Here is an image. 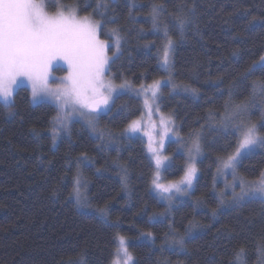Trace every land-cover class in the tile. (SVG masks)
<instances>
[{
    "label": "trees",
    "instance_id": "trees-1",
    "mask_svg": "<svg viewBox=\"0 0 264 264\" xmlns=\"http://www.w3.org/2000/svg\"><path fill=\"white\" fill-rule=\"evenodd\" d=\"M45 2L50 12L75 4L80 14L101 19L93 13L96 0ZM107 3L105 17L114 22L105 24L101 37L111 41L112 28L123 37L109 66L116 81L142 87L164 79L161 55L172 39L173 80L191 89L166 84L159 103L184 134L201 130L199 174L188 197L166 212L167 204L152 188L154 165L145 141L118 136L144 113L140 97L117 95L99 116L95 133L76 120L55 143L57 108L33 103L29 89L20 87L10 111L0 100V264H113L120 236L132 264H237L241 249L244 264H258L264 202L226 204L217 169L220 158L236 148L234 124L243 116L236 106L255 109L253 120L264 121V94L257 88L253 95L252 87L264 81V68L248 74L264 54V0ZM154 5H162L155 27ZM230 111L237 117L232 123L225 121ZM186 164L187 155L176 153L165 177L180 179ZM263 171L264 149L249 153L238 166L247 180ZM77 177L86 197L80 203L73 194ZM174 238H182L183 247Z\"/></svg>",
    "mask_w": 264,
    "mask_h": 264
},
{
    "label": "snow or ice",
    "instance_id": "snow-or-ice-1",
    "mask_svg": "<svg viewBox=\"0 0 264 264\" xmlns=\"http://www.w3.org/2000/svg\"><path fill=\"white\" fill-rule=\"evenodd\" d=\"M107 7V0H96L93 13L101 17L97 20L92 18V14L83 17L72 13L66 15L64 11L50 14L45 10L44 0H0V100L3 106L11 110L15 88L23 85L24 80H27L31 84L33 102L50 98L57 103L59 111L54 119V127L66 128L71 115L82 108L88 109L89 113L107 108L116 87L126 86L125 84L116 86L104 79L110 61L107 51L114 46L118 52L123 39L118 28L109 31L111 45L109 41L100 39L105 24L114 22L113 19L105 17ZM161 9L162 5L152 7L151 17L154 27ZM179 23L183 27L184 21L180 20ZM165 35L167 36V31ZM172 44L173 41L169 37L163 51L165 65L168 64L169 49ZM115 55L116 53H113V56ZM57 60H63L67 64L68 74L57 87L53 88L49 86V74L53 62ZM258 63L264 68V56ZM256 67L257 63H254L248 69V74ZM252 87L253 95L257 88L264 94V81L254 83ZM159 88L160 81H154L147 88L142 87V91H150L155 98ZM145 103L147 104L148 101L146 100ZM236 107L239 113L245 110L247 105ZM80 114L85 115L83 112ZM226 120L231 123L234 118L229 116ZM137 123L132 121L126 131H137ZM228 123H225V128ZM88 124L93 131H97L94 117H88ZM234 127L239 134L236 148L231 154L220 158L221 167L217 171L230 172L233 176L232 184L228 185L232 190L231 203L239 204L257 198L264 202V173L255 180H246L237 175V167L241 160L256 148H264V135L260 134L255 124H244L241 121L234 124ZM261 127H264V124ZM100 134L103 137V131ZM188 151L190 159L193 160L195 155L200 153L199 136L193 140ZM153 152L159 168L162 161L168 158L156 154L154 149ZM196 172L197 169L192 163L189 164L180 181L161 184L158 182L157 173V179L153 180V184L162 193H171L173 189L176 192H183L192 186ZM75 185L73 194L80 203L86 197L81 193L80 189L84 185L79 177L76 178ZM181 185L186 187L182 188ZM237 187L239 191H236ZM148 235L150 236L151 233ZM173 243L183 247L182 238L179 240L174 238ZM115 255L117 259L114 264H129L132 260L123 236L118 237ZM243 255L244 249L236 253L237 264H244Z\"/></svg>",
    "mask_w": 264,
    "mask_h": 264
},
{
    "label": "rangeland",
    "instance_id": "rangeland-1",
    "mask_svg": "<svg viewBox=\"0 0 264 264\" xmlns=\"http://www.w3.org/2000/svg\"><path fill=\"white\" fill-rule=\"evenodd\" d=\"M44 3H45V10L47 12H49L50 14L55 13L57 11H64L66 15L69 13H72L78 17L85 16V15H82L79 13L78 8L75 4L64 5V6H61L58 10L50 12L46 8L45 0H44ZM92 18L95 19L93 16H92ZM100 39L106 40V39L101 37V34H100ZM107 41H109V40H107ZM166 43H167V41H166ZM166 43H165V45H166ZM109 44L111 45L112 41H109ZM111 48L112 47H110L107 51V54L110 57V61H109V65L107 66V71L105 73L104 79L106 81H111L112 84H114L116 86H119L122 84H125L126 86L123 88L116 87V90L112 93V98L109 100V104H108L107 108H103L102 111L89 113L88 109L82 108V109H80L79 112H75L71 115L70 119L67 121V127L66 128H61L59 126H55L56 129L53 131L54 141H55V143L59 142L61 137H63L64 135H66L68 133V130H69L71 124L76 120L83 122L85 125H87L93 131L92 127H90L88 124V117L89 116L95 118V125L97 127V122H98L97 120H98L99 116L103 113L108 112L111 109L113 102H114L117 95L124 93V92H129V93H133V94L137 95L138 97L141 98V100L143 101V105H144V113L142 114V116L140 118L134 120V121L138 122L137 123V131H135V132L126 131V129H128V126H129L128 125L126 128H124L123 130H121L118 133V136H120V137H140L145 141L148 156L154 165L153 180L157 179V173H158L159 174L158 175V182L161 184L167 185L171 182L180 181L183 178L185 171L187 170V167L189 166V164L194 163V165L197 169L196 176L192 182V186L187 188L186 191H183V192H176L175 189H173V191L171 193H162L160 190L155 188V186L152 182L153 191L159 196L160 199H162L167 204L166 212H169L173 209L175 204H178L179 202H181L182 200H184L188 197V195H189L188 193L192 189L194 182H195V180L199 174L197 163H198L199 159L201 158V151L198 155H195V158L193 160V159H190L188 150L191 147L193 140L197 136H199V140H200V131L201 130L200 131L197 130V131H194L190 135H186L182 132L181 125L176 121L175 117L172 114L164 112L161 110L159 101H160V98L162 96V88L166 84L172 86V82H174V80H173V68H172V56H171L170 49H169V57H168V64L167 65H165L163 62V54L161 55V65L166 70L167 75H166V77H164V79L157 80V81H160V88H159V91L157 92L156 97L153 98L150 91H147V92L142 91V87L147 88L148 85H145L142 87H135L129 81L118 82L110 75L109 66H110L111 60L114 57L113 53H117V50H115L113 53H111L110 52ZM263 56H264V54H263ZM259 61H260V59L255 62V63H257V67L260 66L258 63ZM67 74H68L67 64L63 60L54 61L53 66L50 69L49 86L53 87V88L57 87L61 83L62 79L65 76H67ZM149 85H151V84H149ZM173 86H174L175 90L176 89L178 90L179 88H182L185 91L191 89L188 86L178 85L175 82H174ZM20 87L28 88L30 93H31V99H32L31 84L27 80H24L23 85L17 86L15 88V90L13 92V97H12L13 101H14L15 93ZM146 100L148 101L147 104L145 103ZM43 101L52 103L57 108V112L59 111V107H58L57 103L55 101H53L52 99L48 98V99H45ZM43 101H41V102H43ZM32 102H33V99H32ZM33 103H39V102H33ZM260 104H262V103H260ZM77 107H79V106L77 105ZM65 111H70V109H65ZM81 112L85 113V115H81L80 114ZM249 113L252 116H250ZM240 114L243 116H241L242 118H239L236 123H240L242 121L244 124H255L257 126L258 131L260 132L259 127L261 124H264V121H260V122L258 121L257 122L255 120H253V117H256V115H254L255 109L250 110V108L248 109L246 107L245 110L240 111ZM229 116H231L233 118H237L234 111H230V113H227L226 118ZM226 118H225V121L227 122ZM166 129H167V131H166ZM95 132L96 131H93V133H95ZM260 134L264 135V133H262V132H260ZM200 145H201V143H200ZM153 149L155 150L156 154H159L161 157H167L168 158V159L162 161L159 168H157V165H156L155 154L153 152ZM259 149H264V148H256L253 151H256ZM175 152L176 153L184 152L187 155V164H186L184 174L180 179L168 180V178L165 177L166 170H167V168H169L172 165L173 156L176 154ZM220 167H221V161L219 164V168ZM263 173H264V171H263ZM237 175H238V177H243L238 172V167H237ZM217 179H218V181H221V183H222V187L219 189V191H221V197L225 198L226 204H228V205L232 204L231 203L232 190L230 187H228V185H231L232 181H233L232 174L230 172H218ZM244 179H246V178H244ZM181 187L185 188L186 186L181 185ZM236 191H239V187L236 188ZM116 259H117V257L115 256L114 261ZM262 261H264V252L262 253V257H261L260 262L258 264H262ZM132 263H133V257H132V260L129 262V264H132Z\"/></svg>",
    "mask_w": 264,
    "mask_h": 264
}]
</instances>
